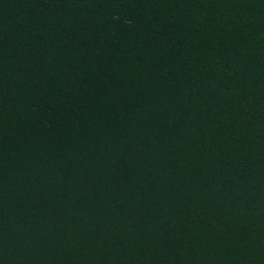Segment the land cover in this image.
<instances>
[{
    "label": "trees",
    "instance_id": "trees-1",
    "mask_svg": "<svg viewBox=\"0 0 264 264\" xmlns=\"http://www.w3.org/2000/svg\"><path fill=\"white\" fill-rule=\"evenodd\" d=\"M0 264H264V0H0Z\"/></svg>",
    "mask_w": 264,
    "mask_h": 264
}]
</instances>
